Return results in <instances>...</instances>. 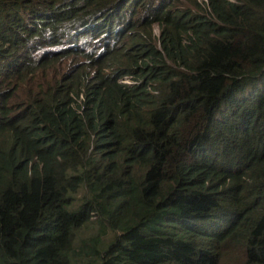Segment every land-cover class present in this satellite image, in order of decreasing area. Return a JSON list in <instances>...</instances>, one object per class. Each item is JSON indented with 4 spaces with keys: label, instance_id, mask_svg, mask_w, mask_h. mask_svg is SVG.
<instances>
[{
    "label": "trees",
    "instance_id": "obj_1",
    "mask_svg": "<svg viewBox=\"0 0 264 264\" xmlns=\"http://www.w3.org/2000/svg\"><path fill=\"white\" fill-rule=\"evenodd\" d=\"M0 264H264V0H0Z\"/></svg>",
    "mask_w": 264,
    "mask_h": 264
},
{
    "label": "rangeland",
    "instance_id": "obj_2",
    "mask_svg": "<svg viewBox=\"0 0 264 264\" xmlns=\"http://www.w3.org/2000/svg\"><path fill=\"white\" fill-rule=\"evenodd\" d=\"M85 198L86 195L83 193V190H81L76 196L77 202L76 204H73V207H75L74 205H76V208L77 206L80 207L83 204ZM76 208H70L69 211L76 213ZM100 226V221L91 220L85 223L79 229H76L74 231L75 239L73 242V249L82 247L83 244L89 240L92 246H96L101 250H106L110 248V246H113L115 244L117 232L108 225H105L99 229Z\"/></svg>",
    "mask_w": 264,
    "mask_h": 264
},
{
    "label": "clouds",
    "instance_id": "obj_3",
    "mask_svg": "<svg viewBox=\"0 0 264 264\" xmlns=\"http://www.w3.org/2000/svg\"><path fill=\"white\" fill-rule=\"evenodd\" d=\"M80 26H81V20H80V17H78L75 19V22H74L72 34H75V35L72 40L74 44L78 42L79 43L78 46L82 45L83 48L90 49V45L85 38H81V39L79 38L78 40H76V36H78L80 33L77 31L80 28ZM157 33L158 32L156 31V34ZM72 40H71V43H72ZM120 83L128 84V85L133 84L131 77H125L124 79L120 80Z\"/></svg>",
    "mask_w": 264,
    "mask_h": 264
}]
</instances>
